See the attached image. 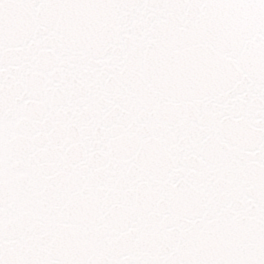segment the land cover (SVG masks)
<instances>
[{"label": "snow or ice", "instance_id": "1", "mask_svg": "<svg viewBox=\"0 0 264 264\" xmlns=\"http://www.w3.org/2000/svg\"><path fill=\"white\" fill-rule=\"evenodd\" d=\"M0 264H264V0H0Z\"/></svg>", "mask_w": 264, "mask_h": 264}]
</instances>
